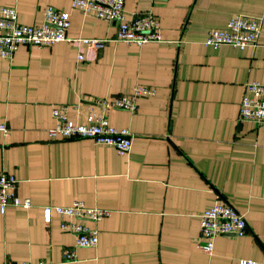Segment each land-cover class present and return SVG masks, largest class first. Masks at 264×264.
I'll use <instances>...</instances> for the list:
<instances>
[{
    "label": "crops",
    "instance_id": "crops-1",
    "mask_svg": "<svg viewBox=\"0 0 264 264\" xmlns=\"http://www.w3.org/2000/svg\"><path fill=\"white\" fill-rule=\"evenodd\" d=\"M72 2L0 0L23 25L41 24L53 6L71 13L70 38L108 40L0 56V171L32 203L0 214V264H264V124L238 120L245 84H264V0H125L128 16L151 12L160 22L163 42L142 47L114 41L115 23L74 12ZM237 15L261 20L256 48L204 45ZM137 86L156 95L139 99L135 113L93 103ZM60 106L75 123L92 107L130 130L131 152L52 140ZM77 201L113 212L98 223L71 220L98 229L95 248L76 247L57 214L44 219L45 206ZM223 203L244 216L247 233L217 236L209 254L199 247L200 215Z\"/></svg>",
    "mask_w": 264,
    "mask_h": 264
},
{
    "label": "built area",
    "instance_id": "built-area-1",
    "mask_svg": "<svg viewBox=\"0 0 264 264\" xmlns=\"http://www.w3.org/2000/svg\"><path fill=\"white\" fill-rule=\"evenodd\" d=\"M72 11L85 16L115 23L117 25L116 42L139 47L151 43L163 42L160 22L151 13L128 16L125 12V0H73ZM71 13L48 6L44 10L43 22L36 26L23 25L18 20L16 8L3 7L0 10V56L5 59L13 57L21 47L48 48L61 42L74 46H95L108 40L70 38L68 30L71 25ZM260 19L237 15L230 18L224 29L209 32L204 45L210 47L231 46L238 50L256 48L261 32ZM79 61L84 60L82 54ZM245 93L238 110L240 122L264 124V84L251 81L245 84ZM156 90L151 87L137 86L129 95H119L113 98H101L93 103L105 110L120 109L130 113L137 110L139 99L153 97ZM68 106L56 107L52 116L56 125L49 130L52 140L76 141L92 140L97 145L113 148L120 155H127L133 147L134 136L130 130H119L110 125L103 114L97 113L92 107L88 109L87 121L84 124L75 123L70 119ZM0 131L7 132L6 126H0ZM19 181L11 174L0 171V214L5 216L9 206L30 208V199L22 200L16 193ZM44 219L50 221L54 214L63 221L61 229L76 236V247L95 248L99 243L98 229L90 228L82 223L71 220L98 223L110 217L112 211L99 208H89L84 202L77 201L70 206H45ZM201 250L212 254L213 241L217 236L231 235L243 237L247 233V223L227 203L216 204L200 215ZM66 259H74L73 251L66 252ZM5 264H18L7 261ZM33 264V263H24ZM36 264H50L40 261ZM237 264H262L253 260H240Z\"/></svg>",
    "mask_w": 264,
    "mask_h": 264
}]
</instances>
